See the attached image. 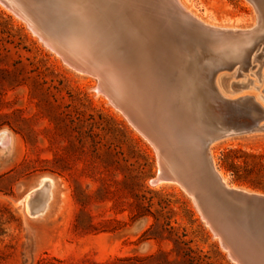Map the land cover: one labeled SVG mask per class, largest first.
Segmentation results:
<instances>
[{
  "label": "rangeland",
  "instance_id": "1",
  "mask_svg": "<svg viewBox=\"0 0 264 264\" xmlns=\"http://www.w3.org/2000/svg\"><path fill=\"white\" fill-rule=\"evenodd\" d=\"M180 1L209 25L245 33L257 24L248 0ZM33 2L59 25L73 19L53 0ZM9 5L0 1V264H236L179 184L153 183L155 149L97 91V76L64 63L28 27L29 8ZM257 55L230 77L238 90L226 98L251 96L264 107V50ZM119 66L131 87L148 84ZM172 107L177 119L161 106L151 115L166 137L190 124L179 111L196 103ZM168 144L181 158L178 143ZM210 152L229 184L264 194V132L224 138ZM44 178L53 180L51 199L34 215L46 194L31 193Z\"/></svg>",
  "mask_w": 264,
  "mask_h": 264
},
{
  "label": "bare ground",
  "instance_id": "2",
  "mask_svg": "<svg viewBox=\"0 0 264 264\" xmlns=\"http://www.w3.org/2000/svg\"><path fill=\"white\" fill-rule=\"evenodd\" d=\"M53 1L58 10L69 12L71 9L73 19L59 25L52 11L47 12L46 7L35 5L33 0H7L17 7L19 4L28 7L27 11L30 10L32 15L27 14V19L24 18L30 29L61 55L71 68L97 76L103 88L102 91L96 88L97 91L105 94L119 111L124 114V109L135 112L156 135L163 138L176 167H183L184 161L169 147L168 136L151 118L153 112L161 106L169 117L177 119L178 111L170 108L176 100L190 98L196 103L195 110L184 109L179 113L182 112L190 124L207 122L219 95L235 90L230 81L234 72L218 75L216 71L220 67L243 70L257 61L258 51L264 50L261 47L264 44V0H258L263 12H258L257 24L252 30L236 33L233 28L211 25L216 33L200 31L187 40L173 41L169 43L166 54H159L149 43L151 33L153 36L157 33V26L137 11L139 0H91L85 6L82 5L85 0ZM92 39L97 40L95 44L90 43ZM119 65L136 68L148 79V84H138L142 88L131 84V87L129 80L115 73V67ZM219 174L224 182H228L220 170ZM44 180L48 181V186L40 187V191L46 194L38 209L42 212L48 208L53 184L50 178Z\"/></svg>",
  "mask_w": 264,
  "mask_h": 264
},
{
  "label": "water",
  "instance_id": "3",
  "mask_svg": "<svg viewBox=\"0 0 264 264\" xmlns=\"http://www.w3.org/2000/svg\"><path fill=\"white\" fill-rule=\"evenodd\" d=\"M0 1L12 8L7 0ZM139 1L137 11L149 17L157 26V33L154 36L151 33L149 43L159 54L169 52V43L187 40L194 33H216L213 26L194 16L179 0ZM248 1L256 15L263 12L258 0ZM231 69L235 68L220 67L216 73H227L221 71ZM236 71L239 73L241 70L233 72ZM96 88L102 91L100 82H97ZM226 96L219 95L207 122L197 127L183 123L168 137L178 143L183 167L173 164L165 140L156 135L138 114L124 109L125 118L156 151L159 171L153 183L179 184L236 264H264V194L224 182L210 152L211 144L224 138L264 132V107L251 96L235 99ZM42 180L41 188L47 187L48 181ZM31 194L40 197V189H35ZM25 203L29 204V200ZM36 205L33 206L34 215L42 213L36 209Z\"/></svg>",
  "mask_w": 264,
  "mask_h": 264
}]
</instances>
